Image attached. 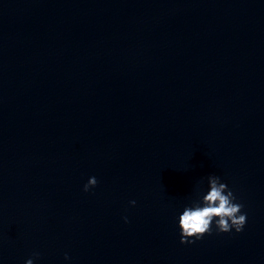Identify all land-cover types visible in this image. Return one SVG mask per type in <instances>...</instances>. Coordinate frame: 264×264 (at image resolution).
Here are the masks:
<instances>
[{
    "label": "clouds",
    "instance_id": "obj_1",
    "mask_svg": "<svg viewBox=\"0 0 264 264\" xmlns=\"http://www.w3.org/2000/svg\"><path fill=\"white\" fill-rule=\"evenodd\" d=\"M95 177H90L83 186V191L97 185ZM208 189L197 200L185 206L179 216V228L182 244H191L201 239L205 234H211L213 223L218 233H228L233 229L236 233L243 231L247 222V214L242 212L243 205L236 202V196L228 185L217 175L207 177ZM135 204V201H131ZM125 222L127 218L125 217ZM35 257L39 253H34ZM65 259H69L67 254ZM25 264H33V259L26 260Z\"/></svg>",
    "mask_w": 264,
    "mask_h": 264
}]
</instances>
